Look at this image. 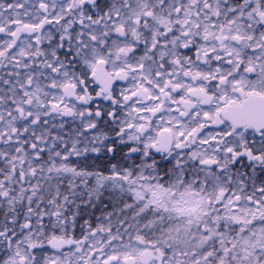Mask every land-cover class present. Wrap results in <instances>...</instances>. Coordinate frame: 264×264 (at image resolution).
<instances>
[{"label":"snow or ice","instance_id":"snow-or-ice-1","mask_svg":"<svg viewBox=\"0 0 264 264\" xmlns=\"http://www.w3.org/2000/svg\"><path fill=\"white\" fill-rule=\"evenodd\" d=\"M0 264H264V0H0Z\"/></svg>","mask_w":264,"mask_h":264}]
</instances>
